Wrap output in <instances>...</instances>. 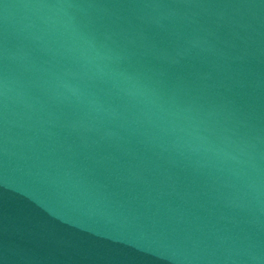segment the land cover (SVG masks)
I'll return each mask as SVG.
<instances>
[{
  "label": "water",
  "instance_id": "1",
  "mask_svg": "<svg viewBox=\"0 0 264 264\" xmlns=\"http://www.w3.org/2000/svg\"><path fill=\"white\" fill-rule=\"evenodd\" d=\"M0 264H264V0H0Z\"/></svg>",
  "mask_w": 264,
  "mask_h": 264
}]
</instances>
